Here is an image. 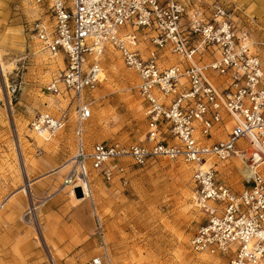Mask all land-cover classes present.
<instances>
[{
    "label": "built area",
    "instance_id": "1",
    "mask_svg": "<svg viewBox=\"0 0 264 264\" xmlns=\"http://www.w3.org/2000/svg\"><path fill=\"white\" fill-rule=\"evenodd\" d=\"M32 1L42 11L30 25L32 37L64 63L47 90L67 97L76 114L75 154L60 190L86 194L92 170L126 185L132 168L152 158L183 161L193 166L205 219L191 250L223 264H264V173L244 176L246 185L236 190L215 167L239 153L246 166L264 161V59L251 34L236 27L230 6L213 0L209 18L197 10L186 23L187 0ZM111 48L138 76L147 122L145 140L128 146L89 145L85 137ZM68 106L59 116L37 113L32 131L54 136L69 120ZM97 229L103 233L100 221ZM105 261L108 253L94 258Z\"/></svg>",
    "mask_w": 264,
    "mask_h": 264
},
{
    "label": "rangeland",
    "instance_id": "2",
    "mask_svg": "<svg viewBox=\"0 0 264 264\" xmlns=\"http://www.w3.org/2000/svg\"><path fill=\"white\" fill-rule=\"evenodd\" d=\"M222 1L243 30L234 16L237 2ZM186 2L188 9L213 0ZM38 10L32 0H0V264H94L106 253L110 261L103 264H223V258L190 248L205 222L190 164L152 158L132 168L126 185L108 183L92 170L90 194L60 190L75 154L76 115L67 97L47 90L64 63L32 37ZM247 16L254 19V9ZM252 41L253 51L264 59V44ZM103 63L104 79L85 124L88 144L143 142L147 122L137 74L113 48ZM66 106L69 120L54 136L32 131L37 113L59 116ZM215 163L219 177L233 188L246 185L243 156ZM259 171L264 173V165Z\"/></svg>",
    "mask_w": 264,
    "mask_h": 264
},
{
    "label": "crops",
    "instance_id": "3",
    "mask_svg": "<svg viewBox=\"0 0 264 264\" xmlns=\"http://www.w3.org/2000/svg\"><path fill=\"white\" fill-rule=\"evenodd\" d=\"M206 1V0H204ZM237 2L236 7L238 10L235 11L234 16L239 20V28L241 27L244 31L252 34V38H256L261 44H264V0H234ZM251 7V8H249ZM248 9H254L255 17L251 19L247 16ZM199 10L201 12L199 18L206 20L212 14L211 4H206L205 2L195 3L187 9V14L184 17L186 23L194 16L195 12ZM42 11L39 9L37 16H40ZM35 18V19H36ZM264 56V54L262 55ZM263 59V58H262ZM175 61H178L175 60ZM215 82L217 84L221 83L220 78H216ZM264 165V162L260 164Z\"/></svg>",
    "mask_w": 264,
    "mask_h": 264
},
{
    "label": "bare ground",
    "instance_id": "4",
    "mask_svg": "<svg viewBox=\"0 0 264 264\" xmlns=\"http://www.w3.org/2000/svg\"><path fill=\"white\" fill-rule=\"evenodd\" d=\"M36 6V5H35ZM48 51V50H47ZM102 76H103V79H104V73L102 74ZM62 96V95H61ZM63 97V96H62ZM76 115V114H75ZM263 151H264V147L263 148H261ZM238 156H243L242 154H240L239 153V155ZM262 160V158L261 159H257V161L259 162L258 163V165H254V164H251L250 166H245V168H243V172L246 174H252V173H254V172H256V171H258L259 169H260V164L261 163H263L264 161H261ZM208 164V163H207ZM207 164L205 165V166H207ZM68 165H69V163H68ZM85 191H86V194H90V187H89V182H86L85 183ZM67 188V187H66ZM105 242V241H104Z\"/></svg>",
    "mask_w": 264,
    "mask_h": 264
}]
</instances>
